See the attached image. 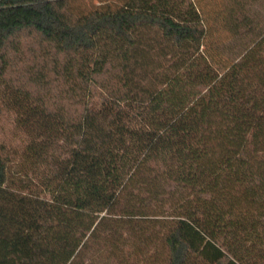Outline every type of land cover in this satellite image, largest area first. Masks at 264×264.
<instances>
[{"label": "trees", "instance_id": "16d2710c", "mask_svg": "<svg viewBox=\"0 0 264 264\" xmlns=\"http://www.w3.org/2000/svg\"><path fill=\"white\" fill-rule=\"evenodd\" d=\"M76 1L0 0V264H264V0Z\"/></svg>", "mask_w": 264, "mask_h": 264}, {"label": "rangeland", "instance_id": "374dc122", "mask_svg": "<svg viewBox=\"0 0 264 264\" xmlns=\"http://www.w3.org/2000/svg\"><path fill=\"white\" fill-rule=\"evenodd\" d=\"M198 5L199 9L203 12L208 26L210 28L209 40L215 43H221L219 47L231 46L226 49L225 57L229 60H232L235 55L240 51L241 44L234 43L230 35L223 29V18H224V9L226 0H193ZM106 0H78L73 4V8L76 13H85L88 12L100 5L105 4ZM108 3L114 5L119 3V0H108ZM252 13L259 14L260 18L264 20V2L254 4L252 6ZM223 44V45H222ZM225 44V45H224ZM228 44V45H227ZM218 47V46H216ZM5 134L8 136L12 135V130H6ZM16 144V143H15ZM168 206L159 210L160 212L168 215L171 212L170 203ZM151 245V254L147 252H142L141 250H134L132 254L117 253L113 255L107 253L103 249L92 247L87 249L84 253V259L86 263L89 264H161L163 260V249L161 244L154 240ZM148 260V263H147Z\"/></svg>", "mask_w": 264, "mask_h": 264}]
</instances>
